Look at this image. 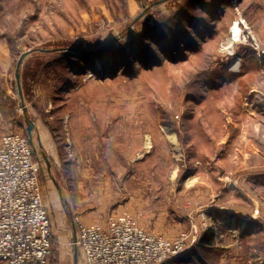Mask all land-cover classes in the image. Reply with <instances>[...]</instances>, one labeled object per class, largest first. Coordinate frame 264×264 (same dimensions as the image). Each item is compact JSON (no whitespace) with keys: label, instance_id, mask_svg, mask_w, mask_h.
Here are the masks:
<instances>
[{"label":"rangeland","instance_id":"1","mask_svg":"<svg viewBox=\"0 0 264 264\" xmlns=\"http://www.w3.org/2000/svg\"><path fill=\"white\" fill-rule=\"evenodd\" d=\"M26 117L48 264L122 211L186 236L161 264H264V0H0V140Z\"/></svg>","mask_w":264,"mask_h":264},{"label":"built area","instance_id":"2","mask_svg":"<svg viewBox=\"0 0 264 264\" xmlns=\"http://www.w3.org/2000/svg\"><path fill=\"white\" fill-rule=\"evenodd\" d=\"M27 135L0 140V264H48L52 222L40 187L34 149ZM73 244L85 264H161L182 256L186 236L174 241L148 234L130 213L103 222L75 219Z\"/></svg>","mask_w":264,"mask_h":264},{"label":"water","instance_id":"3","mask_svg":"<svg viewBox=\"0 0 264 264\" xmlns=\"http://www.w3.org/2000/svg\"><path fill=\"white\" fill-rule=\"evenodd\" d=\"M30 54H31V52L25 53L19 58V60L17 62V66H16V71H15V78H16L18 96L20 98L22 107L24 106V99H23V94H22V89H21L20 71H21V65H22L23 60ZM24 113H26V112L24 111ZM26 123H27V128H26L27 136H28L31 144H33V132L36 129V125L30 119H28L27 117H26ZM45 160L47 162V165L49 166L48 160L47 159H45ZM74 232L76 234L75 226H74ZM76 238L77 237L75 235L73 243L76 242ZM73 258H74V264H78V249L76 247L74 248Z\"/></svg>","mask_w":264,"mask_h":264},{"label":"bare ground","instance_id":"4","mask_svg":"<svg viewBox=\"0 0 264 264\" xmlns=\"http://www.w3.org/2000/svg\"><path fill=\"white\" fill-rule=\"evenodd\" d=\"M246 27V26H245ZM244 33V31L242 30V28H240V24L236 23L231 31V37L230 39L227 41V44L225 45V49L229 51L230 54H233L234 50H233V45L235 43H237L241 38H242V34ZM250 34V33H249ZM243 39V38H242ZM256 44V43H255Z\"/></svg>","mask_w":264,"mask_h":264},{"label":"crops","instance_id":"5","mask_svg":"<svg viewBox=\"0 0 264 264\" xmlns=\"http://www.w3.org/2000/svg\"><path fill=\"white\" fill-rule=\"evenodd\" d=\"M76 229V228H75ZM75 235H76V237H77V232H76V234H75V232H74V228H73V242H74V237H75ZM75 248V247H74ZM78 253H79V251H78ZM73 255H74V252H73ZM74 259V258H73Z\"/></svg>","mask_w":264,"mask_h":264},{"label":"trees","instance_id":"6","mask_svg":"<svg viewBox=\"0 0 264 264\" xmlns=\"http://www.w3.org/2000/svg\"><path fill=\"white\" fill-rule=\"evenodd\" d=\"M204 241H205V239H204ZM52 246H53V240L51 241V252H52Z\"/></svg>","mask_w":264,"mask_h":264}]
</instances>
